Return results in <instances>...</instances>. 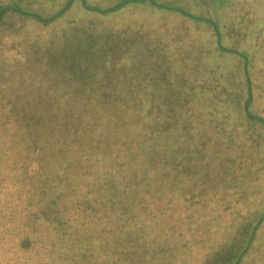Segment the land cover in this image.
<instances>
[{
	"label": "trees",
	"instance_id": "trees-1",
	"mask_svg": "<svg viewBox=\"0 0 264 264\" xmlns=\"http://www.w3.org/2000/svg\"><path fill=\"white\" fill-rule=\"evenodd\" d=\"M27 1L0 2L3 52L42 56L0 62V264H158L149 250L174 262L182 254L183 264H248L264 200L239 219L233 188L242 165L264 171V114L253 108L247 77L260 59L256 49L224 46L220 28L258 17L256 38L264 36V0H62L45 12ZM73 4L103 17L125 4L148 17L164 11L173 19L169 41L129 17L112 50L93 26L70 19L87 29L75 33L72 70L65 43L74 29L26 33L17 22L47 29L67 21ZM168 13L189 19L198 35ZM29 65L40 87L25 82ZM231 220L236 232L229 227L231 239L213 249ZM172 244L183 252L162 251Z\"/></svg>",
	"mask_w": 264,
	"mask_h": 264
},
{
	"label": "rangeland",
	"instance_id": "rangeland-1",
	"mask_svg": "<svg viewBox=\"0 0 264 264\" xmlns=\"http://www.w3.org/2000/svg\"><path fill=\"white\" fill-rule=\"evenodd\" d=\"M4 1L7 0H0V2H4ZM95 1L100 2L101 3L100 6H106L112 4L115 0H95ZM61 2L62 0H43L42 2L39 3L34 2L33 4V1L31 2L30 0H28L26 2V5H28L30 8H32L31 6L33 5H34L33 7L36 8L40 7V9L45 12L59 6ZM258 4L259 1H257V5ZM259 6H261V4H259ZM259 6H257V8H259ZM263 6H261V8H263ZM79 8H81L79 4L71 5L69 10L66 12L67 21L64 22L62 18L56 24H51L49 27H47V29L45 27L44 28L40 27L38 24L31 23L29 20H24L23 22H17V24L21 23L19 25L20 30L26 31V33L27 32H36V33H44V34L46 33L48 34V32L58 33L59 30H61L62 23H65V30H67L68 28L74 29L73 30L74 32L71 34L72 36L69 37L68 39L66 38V43H65V50L67 51V55H68V60L67 59L66 60L67 62H69L72 70H74L75 64H77V60L74 58L75 57L74 45L80 41L79 35L75 33H77V31L85 32L87 31V29H84V27L75 28L73 23H69L70 19H72L73 22L77 21L78 22L77 25H83L88 27L93 26L94 29L99 32L97 37H102L110 41V48H112V50H115L125 40L123 36L115 34L114 32H116L115 31L116 29H121L123 27V22L126 21L127 18L129 17L131 18L128 19L127 21L131 20L132 18H134L135 21L139 20V22L141 21V27L147 29L149 33L158 36V38L165 40V42L169 41V30L173 22V19L172 18L169 19L167 13L164 11L154 10L153 15L148 17L140 10L141 7H138L137 5L134 6V5L125 4L122 7L118 8V10H116L115 12L111 13L109 16L103 17L100 15L81 11L79 10ZM261 8H259V10H261ZM188 9H189L188 11L194 14L210 16L209 13L206 12L201 7H190ZM168 14L173 16L176 20L179 21L177 23V26L179 28L183 27L181 26L182 24L184 25L183 31L186 30V27H189L190 30L195 31L196 35H198L197 29L192 26L189 19L175 16V14L174 15L170 13ZM263 14L264 11L260 13V16L263 17L261 21L263 22L264 25ZM229 15H233V12L229 13ZM225 16H227V14H225ZM243 18H245V16H243ZM237 20L238 18H234V22L231 23L233 24L232 29H230V27L228 26L229 23H223L221 25L220 30L225 33V35L221 39V43L223 42L222 44L224 46L230 45L231 47L237 49L242 48V46L244 47L246 46L248 48L247 49L248 51L252 49H256V55L257 57H259L260 63L249 67V73L247 74V77L249 80L250 89L252 85V94H253L252 98L254 102L253 108L257 113L259 112L264 114V36L259 34L260 38L258 36L256 38V33H255L258 30L257 27L259 26L260 28L261 24H258L259 22L258 17L253 22H250L249 20L247 21V18H245V21L243 22L244 26L241 25L240 23L235 24ZM89 21H92L93 23H90ZM15 27H16L15 32L19 31V27L16 25ZM106 33L108 34V37L106 36ZM212 35L215 36V33H213ZM5 42L7 41L0 38V62L11 63L14 61V64L16 66L17 60L24 62L22 65H26L25 62H26V57L28 55L35 54L34 56L36 57L35 59L36 62H38L42 58V56L37 57L36 54L40 53L41 51L40 49L36 50V48L34 50L35 52L25 51V53H19L15 55L11 54L12 52L10 54L9 52H3L2 46L9 45V43L6 44ZM14 42L17 43L18 40ZM24 44L26 43H23V45ZM43 55L47 56V54H43ZM211 57L212 56H210V58ZM213 58L216 60L215 62L219 61L217 55L215 57L213 56ZM256 58H254V62ZM28 60L31 59L28 58ZM216 66L220 68V66L217 63ZM240 67L243 69L241 65ZM33 68H34L33 65L26 66L25 74L23 77L26 79L25 82H28L32 78H35L33 85L40 87L41 81L37 79L36 76L31 72ZM8 84H13V83L10 82ZM136 85L140 87L146 86V84L141 82H137ZM129 109L132 111L133 105ZM129 116L131 118L135 117L133 113H131ZM201 119L203 118L199 116V120ZM261 132L264 136V130H261ZM250 149L252 148L250 147ZM201 159L203 160L204 157L201 156ZM242 166L243 167L240 168L239 170H235V172H237L236 173L237 178H234L236 184L233 188L235 195L238 196V201L234 202L235 211L232 215L239 219H242L243 216H249L251 212L254 209H256L260 205V203H262V201L264 200V194L262 192V189H264V179H262V175L264 174V171L262 170V168H254L250 166V170H249L246 167V165H242ZM255 166H258V164H255ZM170 168L172 169L171 166ZM154 191H155L154 194L158 196L160 193L159 189L157 187H154ZM261 224H262V228L257 233L254 247L251 248V250L248 251V253H246L242 258L244 262H247L248 264H264V220H262ZM229 227H231L236 232L238 224L236 225L234 220L229 221L227 226L224 224V228H227V231H223L214 238L213 249L218 247H223L231 239L230 236L228 235V234L231 235V230L228 229ZM182 248L183 246H181L180 244H172L171 248L167 247V251L165 250V248H163L162 251L167 254L169 253L173 254L170 251L173 250L174 252L173 256H174L175 254H177L178 251L183 252ZM213 249H211L209 252H211ZM128 250L122 249L121 257H123L124 254L129 255ZM145 253H148L149 257L152 256L151 257L152 260H154L158 264H163V263L166 264V262H168V264H178L179 258L184 256L182 254L177 255V260L174 262V259L171 258L172 255H163L161 253L155 254V251L152 252V250L146 251ZM180 262L181 264H183L182 258ZM125 263H128L127 260H125ZM120 264H124V261H122Z\"/></svg>",
	"mask_w": 264,
	"mask_h": 264
}]
</instances>
